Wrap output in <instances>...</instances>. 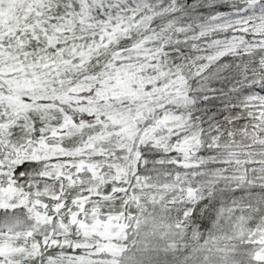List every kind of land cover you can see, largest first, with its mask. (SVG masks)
I'll list each match as a JSON object with an SVG mask.
<instances>
[{
	"label": "snow or ice",
	"instance_id": "snow-or-ice-1",
	"mask_svg": "<svg viewBox=\"0 0 264 264\" xmlns=\"http://www.w3.org/2000/svg\"><path fill=\"white\" fill-rule=\"evenodd\" d=\"M0 264H264V0H0Z\"/></svg>",
	"mask_w": 264,
	"mask_h": 264
}]
</instances>
